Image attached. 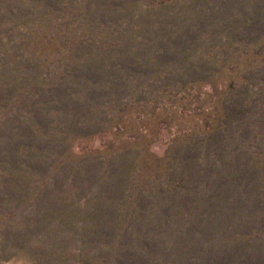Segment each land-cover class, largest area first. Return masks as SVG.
<instances>
[{"label": "rangeland", "instance_id": "374dc122", "mask_svg": "<svg viewBox=\"0 0 264 264\" xmlns=\"http://www.w3.org/2000/svg\"><path fill=\"white\" fill-rule=\"evenodd\" d=\"M0 264H264V0H0Z\"/></svg>", "mask_w": 264, "mask_h": 264}]
</instances>
